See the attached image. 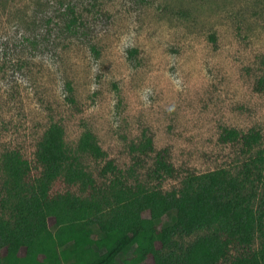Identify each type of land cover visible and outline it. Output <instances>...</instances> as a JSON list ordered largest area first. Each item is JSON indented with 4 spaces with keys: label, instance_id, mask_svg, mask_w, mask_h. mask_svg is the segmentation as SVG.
I'll return each instance as SVG.
<instances>
[{
    "label": "rangeland",
    "instance_id": "374dc122",
    "mask_svg": "<svg viewBox=\"0 0 264 264\" xmlns=\"http://www.w3.org/2000/svg\"><path fill=\"white\" fill-rule=\"evenodd\" d=\"M261 82L264 0H0V218L10 216L3 154L19 151L38 177L37 145L52 123L63 127L67 150L98 187L120 178L167 192L187 174L225 169L237 176L264 155ZM226 129L260 140L246 151L241 141L221 140ZM88 131L106 159L77 150ZM148 138L154 151L138 152ZM158 153L172 176L155 174ZM110 160L117 169L104 176ZM62 178L51 195L90 197L92 190ZM253 179L258 203L264 181ZM140 225L156 226L149 212Z\"/></svg>",
    "mask_w": 264,
    "mask_h": 264
},
{
    "label": "trees",
    "instance_id": "16d2710c",
    "mask_svg": "<svg viewBox=\"0 0 264 264\" xmlns=\"http://www.w3.org/2000/svg\"><path fill=\"white\" fill-rule=\"evenodd\" d=\"M221 140L241 141L250 151L260 135L226 129ZM135 149L154 151L152 139ZM77 150L96 160L107 158L90 131ZM156 162L157 177L173 175L163 154ZM36 163L41 172L32 179V166L19 151L2 156V201L10 216L0 218V264H145L149 258L151 264H264V197L257 203L253 179L264 181L262 153L237 176L225 169L187 174L167 192L129 186L120 178L98 187L67 150L63 127L52 123L38 142ZM116 169L110 160L102 175ZM60 177L67 185L92 190L90 197L51 195ZM145 212L156 226L141 227ZM197 233L188 246L179 244L178 238ZM256 237L260 247L254 249Z\"/></svg>",
    "mask_w": 264,
    "mask_h": 264
}]
</instances>
